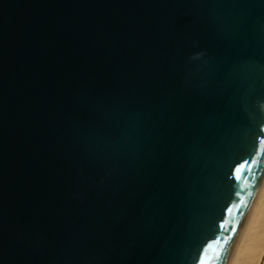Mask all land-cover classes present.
<instances>
[{"label":"water","instance_id":"1","mask_svg":"<svg viewBox=\"0 0 264 264\" xmlns=\"http://www.w3.org/2000/svg\"><path fill=\"white\" fill-rule=\"evenodd\" d=\"M264 166V0H0V264H224Z\"/></svg>","mask_w":264,"mask_h":264},{"label":"bare ground","instance_id":"2","mask_svg":"<svg viewBox=\"0 0 264 264\" xmlns=\"http://www.w3.org/2000/svg\"><path fill=\"white\" fill-rule=\"evenodd\" d=\"M264 241V166L224 264H251Z\"/></svg>","mask_w":264,"mask_h":264},{"label":"rangeland","instance_id":"3","mask_svg":"<svg viewBox=\"0 0 264 264\" xmlns=\"http://www.w3.org/2000/svg\"><path fill=\"white\" fill-rule=\"evenodd\" d=\"M251 264H264V241L258 257Z\"/></svg>","mask_w":264,"mask_h":264}]
</instances>
